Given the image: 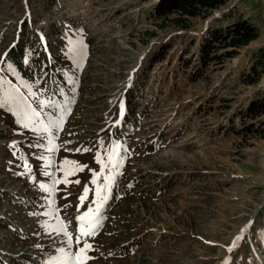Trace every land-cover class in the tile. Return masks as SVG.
I'll return each instance as SVG.
<instances>
[{"label": "rangeland", "instance_id": "rangeland-1", "mask_svg": "<svg viewBox=\"0 0 264 264\" xmlns=\"http://www.w3.org/2000/svg\"><path fill=\"white\" fill-rule=\"evenodd\" d=\"M157 2L0 0V75L67 103L57 163L93 168L97 150L123 145L88 264H264V112L247 115L250 104L264 105V0H229L184 27L176 15L156 16ZM243 20L255 39L228 58L217 56L229 47L202 58L211 32ZM78 41L87 45L80 67L68 54ZM253 66L259 76L248 83ZM34 139L0 110V264H44L56 254L38 233L58 221L43 216L46 194L22 175L25 162L32 176L43 163L29 147ZM87 179L68 175L52 197L72 232Z\"/></svg>", "mask_w": 264, "mask_h": 264}, {"label": "snow or ice", "instance_id": "snow-or-ice-1", "mask_svg": "<svg viewBox=\"0 0 264 264\" xmlns=\"http://www.w3.org/2000/svg\"><path fill=\"white\" fill-rule=\"evenodd\" d=\"M40 39L43 42L45 38L41 35ZM86 49L87 45L82 41L76 42L70 49L68 54L77 67L81 66V61L86 57ZM8 68L11 69L12 65L9 64ZM35 79L36 81L40 80V73L36 74ZM131 79L130 76L129 86H131ZM17 80L18 83H12L6 76L0 75V110L10 113L20 129L28 130L33 134L35 139L29 144V147L37 150L34 159L43 162L39 165L38 176L31 175L33 169L25 162L22 175L41 194H46V207L49 211L43 212V216L56 218L58 221L57 225L51 228L47 224L40 225L42 232L38 235L48 236L52 238V243L56 244V254L45 260L44 264H88L92 259L89 253L93 251V245L88 242V238L93 237L101 226L104 209L108 206L114 187L118 183V176L120 175L118 170L122 164L119 151L123 145L114 142L111 151L103 148L97 150L93 156L95 164L93 168L67 158L57 163L52 153L57 151L55 140L64 123L63 113L67 111V103H55L46 98L43 92L38 93L28 81L21 80L20 77H17ZM73 83H75L74 80L70 81V86ZM60 91L61 95H64V90L61 89ZM72 91L74 92L75 89ZM64 99L68 101L71 97L65 95ZM119 107L120 116H123V100L120 101ZM120 123V120H116L113 127ZM101 143L103 142L101 141ZM9 147L14 149L18 147V144L13 142ZM41 149L47 151V156L40 152ZM76 151L81 150L76 149ZM84 172L88 173V179L84 182L82 194L78 198L75 231L72 232L67 227L71 218L65 216L60 219L57 217V209L52 197L58 190V185L69 183L68 175ZM58 173L62 174L64 178H59ZM39 177L44 179L40 180ZM34 181L36 183H33ZM73 182L80 184L81 180L75 179ZM64 207L67 208L68 206L65 205ZM29 214L36 215L35 212ZM57 241L59 242L57 243ZM38 247L40 246L38 245Z\"/></svg>", "mask_w": 264, "mask_h": 264}, {"label": "trees", "instance_id": "trees-1", "mask_svg": "<svg viewBox=\"0 0 264 264\" xmlns=\"http://www.w3.org/2000/svg\"><path fill=\"white\" fill-rule=\"evenodd\" d=\"M227 1L229 0H158L153 9L155 15L158 17L176 15V18L173 19L175 24L184 27L186 26L185 22L188 18H194L197 16L204 17L214 9L226 4ZM256 37L257 32L254 27L244 20L237 21L232 25L227 26L224 31L211 32L210 37L205 40V44H203L201 50L202 58L207 57L209 53L211 54L221 47L223 49L229 47L232 51L225 50L224 53L217 56L219 57L218 59L228 58L234 50L248 44ZM16 52L17 51L14 50V48H11L6 55L9 57L13 55L15 56ZM214 57L216 56H213L211 59H215ZM249 73H252L254 77L247 82L254 83L258 79L259 73L255 70L254 66L251 67ZM262 112H264L263 104L259 105L258 103H252L248 108L247 115L250 118H254L261 115Z\"/></svg>", "mask_w": 264, "mask_h": 264}, {"label": "bare ground", "instance_id": "bare-ground-1", "mask_svg": "<svg viewBox=\"0 0 264 264\" xmlns=\"http://www.w3.org/2000/svg\"><path fill=\"white\" fill-rule=\"evenodd\" d=\"M232 246H233V244L231 243V244L228 246V249H227V250H229Z\"/></svg>", "mask_w": 264, "mask_h": 264}]
</instances>
